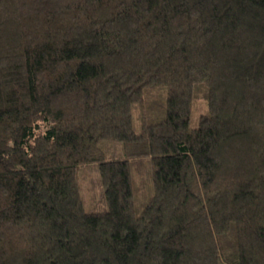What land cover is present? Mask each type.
<instances>
[{
	"label": "trees",
	"instance_id": "1",
	"mask_svg": "<svg viewBox=\"0 0 264 264\" xmlns=\"http://www.w3.org/2000/svg\"><path fill=\"white\" fill-rule=\"evenodd\" d=\"M0 264H264V0H0Z\"/></svg>",
	"mask_w": 264,
	"mask_h": 264
},
{
	"label": "rangeland",
	"instance_id": "2",
	"mask_svg": "<svg viewBox=\"0 0 264 264\" xmlns=\"http://www.w3.org/2000/svg\"><path fill=\"white\" fill-rule=\"evenodd\" d=\"M205 106L202 103H199L194 107L191 116V126L197 127L198 121L204 114ZM133 122L134 128L139 132L142 128V121L139 119V113L136 108L133 109ZM123 144L117 142H104L102 147L105 151V160L111 161L115 159H125V153L123 150ZM97 165L89 168L88 173L80 179V188L82 198L85 204V208L88 211H106L108 210V205L104 197L103 187L100 182V176L96 169ZM149 170L147 163L144 162L136 165L133 169V178L136 185L141 186L142 175ZM144 195L142 191L136 190L135 193V206L136 212L139 214L143 208Z\"/></svg>",
	"mask_w": 264,
	"mask_h": 264
}]
</instances>
